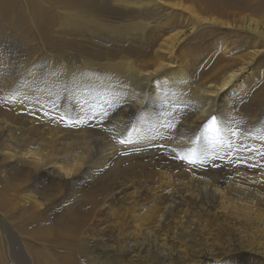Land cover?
<instances>
[{
    "label": "bare ground",
    "instance_id": "obj_1",
    "mask_svg": "<svg viewBox=\"0 0 264 264\" xmlns=\"http://www.w3.org/2000/svg\"><path fill=\"white\" fill-rule=\"evenodd\" d=\"M25 1L47 61L0 48V215L31 264H264L261 0Z\"/></svg>",
    "mask_w": 264,
    "mask_h": 264
},
{
    "label": "rangeland",
    "instance_id": "obj_2",
    "mask_svg": "<svg viewBox=\"0 0 264 264\" xmlns=\"http://www.w3.org/2000/svg\"><path fill=\"white\" fill-rule=\"evenodd\" d=\"M48 1L49 0H41L40 2H41V4H44V5L48 6V4H47ZM51 1H54V0H51ZM18 2H19V5H20L21 9L23 10V12H25V15H26L25 23H24V25H23V27L21 29H18V30L14 29L11 25H7L8 23H6L4 21V19L0 18V48H2L3 50L5 49L3 51L2 58L3 57L5 58V60L3 59L5 64H6L7 60H9L10 63L12 62L11 64H12L13 69H11V70H13L12 72L16 75L15 80H18L19 78L21 79V77L23 75L27 74V73L28 74L25 75V76L26 77L29 76L28 65L33 63V61H32L33 59H31V58L36 57L34 59H37L39 61L40 60L44 61V63L42 62L43 64H46L45 61H47V57H45L42 54V52H41L42 49H41L40 38H39V35H38L37 30H36L35 25H34V19H33V14L34 13H33V11H31L29 9V6H28L29 3H27L25 0H18ZM254 6L257 8V11L264 12V0H261V1L257 2V3H255ZM63 7L64 6H63V3H62V0H56L55 5L53 6V11L57 15H60V12L63 11ZM3 14H5V13H0V16L3 15ZM25 33H28V34L32 35V38L31 39L30 38H26L24 36ZM4 44L6 46H4ZM7 55H9L10 57L7 56ZM7 57H8V59H7ZM22 59H23V61H22ZM29 60H30V62H29ZM14 61L15 62L17 61V63L15 64ZM13 64H15L16 66L13 65ZM35 74L39 75L40 73L36 70ZM1 180L2 179H0V181ZM40 187H41L40 190H42V189L45 190L47 188V186H45L43 184H41ZM24 189H25V187L23 186L22 190H12V193L9 191L10 192L9 193L10 197H12L14 199V201L16 202L15 203L16 204L15 205L16 213L18 212V210H21V211L25 210L24 206L21 207L22 203L17 201L18 199L15 198L16 196L21 194V192H19V191L23 192ZM67 191H69V190H67L66 188L62 189V191L59 193V195L61 194L59 198L63 197V195H62L63 193L67 194ZM11 194H13V196ZM55 202L56 203L54 204L55 205L54 207L58 208L57 202L59 203V199H57ZM10 220L11 219H9V217L6 218L5 216L0 215V232H1L0 233V237H1L2 242L4 243L3 245L5 246L6 251L8 250L7 253H9V250L13 254L18 252V255L23 257V260H24V262L26 264H31V258L25 252V249H24V245H23L24 241L19 237V235H18L19 232L15 229V226L13 227V224L10 223ZM2 231H4V232H2ZM7 232H8V234H7ZM5 236H7V240H6ZM20 240H21V242H20ZM236 240H237V238H236ZM7 247L8 248L10 247V248L7 249ZM247 256L254 257L252 253L248 254ZM255 256L256 257L254 259L260 258V255H255ZM7 258H8V260H9V262L11 264H15L13 262V259L11 261L12 257L10 256V253L8 254ZM238 263L239 264H256V261L250 259L248 261L246 260V261H241V262H238Z\"/></svg>",
    "mask_w": 264,
    "mask_h": 264
},
{
    "label": "snow or ice",
    "instance_id": "obj_3",
    "mask_svg": "<svg viewBox=\"0 0 264 264\" xmlns=\"http://www.w3.org/2000/svg\"><path fill=\"white\" fill-rule=\"evenodd\" d=\"M215 119H216L215 116H213V117L210 118L211 121H215ZM169 127H171V125H169ZM235 134L236 133L233 132V135H235ZM119 143H121V144H130L131 143V140L130 139H122V140L119 141ZM192 151H193L192 149H189V155L180 156L178 158L179 159H182V160H186L187 159V160H189V163H193L194 161L189 159V156L191 155ZM203 151H205V149L204 148H201V152H203ZM261 155L264 156V152H262Z\"/></svg>",
    "mask_w": 264,
    "mask_h": 264
}]
</instances>
